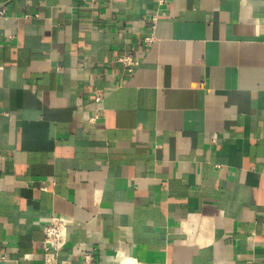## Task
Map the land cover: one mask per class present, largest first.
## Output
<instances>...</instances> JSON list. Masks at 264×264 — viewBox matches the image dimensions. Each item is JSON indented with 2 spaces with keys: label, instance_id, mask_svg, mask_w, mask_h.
<instances>
[{
  "label": "crops",
  "instance_id": "crops-1",
  "mask_svg": "<svg viewBox=\"0 0 264 264\" xmlns=\"http://www.w3.org/2000/svg\"><path fill=\"white\" fill-rule=\"evenodd\" d=\"M0 9V264H264V0Z\"/></svg>",
  "mask_w": 264,
  "mask_h": 264
},
{
  "label": "built area",
  "instance_id": "built-area-1",
  "mask_svg": "<svg viewBox=\"0 0 264 264\" xmlns=\"http://www.w3.org/2000/svg\"><path fill=\"white\" fill-rule=\"evenodd\" d=\"M84 3H88L90 5L94 4L97 0H80ZM158 5H163L165 0H156ZM4 15V10L0 9V16ZM33 17H37V15H33ZM156 20L155 16L151 17L152 28L154 27V22ZM152 40V35H147L144 37V41L146 43H150ZM120 61L126 65L131 66L137 63V61L132 60L128 56H124L120 58ZM100 97L96 96L95 101H99ZM100 112H95L90 120H95L98 118ZM43 231V245L42 250L44 253V262L45 264H71L68 259H63L58 261L57 256L59 250L65 245L67 238V221L61 217L51 216L42 226ZM95 249L92 251L84 253L80 256V260L82 264H88L94 260Z\"/></svg>",
  "mask_w": 264,
  "mask_h": 264
}]
</instances>
